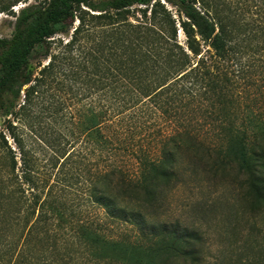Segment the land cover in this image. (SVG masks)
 I'll use <instances>...</instances> for the list:
<instances>
[{
  "label": "trees",
  "instance_id": "16d2710c",
  "mask_svg": "<svg viewBox=\"0 0 264 264\" xmlns=\"http://www.w3.org/2000/svg\"><path fill=\"white\" fill-rule=\"evenodd\" d=\"M1 15L0 264H264V92L263 112L244 98L264 79V0H0ZM86 172L104 221L69 193ZM202 176L237 181L248 219L215 260L196 224L162 218Z\"/></svg>",
  "mask_w": 264,
  "mask_h": 264
},
{
  "label": "rangeland",
  "instance_id": "374dc122",
  "mask_svg": "<svg viewBox=\"0 0 264 264\" xmlns=\"http://www.w3.org/2000/svg\"><path fill=\"white\" fill-rule=\"evenodd\" d=\"M167 5V4H166ZM168 7H170L168 5ZM17 10V9H16ZM15 12L17 13V11ZM14 19L9 16L1 15L0 16V38H9L13 32ZM61 38L63 40H67L68 37L66 35H62ZM180 40H183L182 35H180ZM38 61H33V66L37 65ZM46 61H42V65L46 64ZM258 87H260L261 91H259L258 87H251L250 90H247L244 93V98H249L251 101V105L255 104V111H261L262 107V94L264 92V79L262 82L257 83ZM263 90V91H262ZM51 91H49V94ZM264 94V93H263ZM67 96H63L66 98ZM253 100V101H252ZM67 101L66 104H68ZM69 110L67 108L65 111ZM53 119H47L46 122L49 123V126L54 128L55 131L62 132L66 134L65 123L53 125ZM23 131V136L26 131ZM7 137H9L7 135ZM9 144L13 146L12 140L9 139ZM38 153L41 155V167L48 164V159L51 156V152L49 149H46L43 145L39 144ZM79 146V145H78ZM77 146V147H78ZM45 150L46 152H41V150ZM84 152V151H83ZM119 164L123 166L127 170H132L133 168V160L129 154H122L119 159ZM92 163H87L89 169H93L90 167ZM87 168V170H88ZM45 170V169H44ZM56 171V170H55ZM89 174L85 173L84 178L79 180V184L70 189L71 197H76L79 199V203L81 205L80 210L84 212L85 218L90 219H101L104 221L102 210L97 209L95 205L86 201V197L83 193L77 189L78 186H81L82 181H85V186L88 184ZM202 182L200 185L191 184V185H181L177 187L173 192L170 193L167 200V205L163 211L162 218L164 217L169 222L181 221L186 224H196L202 232L204 233L207 243L210 245V259L215 260L217 255V249L222 246H227L228 244H232L235 240V237L232 235V231H229L231 226L237 224L239 226L245 225L247 223V215L242 214L241 209H239L240 205V190L238 188L237 181H215L214 179H208V177L202 176ZM77 190V191H76ZM66 193V192H65ZM233 206L231 209H229ZM237 210L239 219H232L231 211ZM109 236H117L118 234L121 236H125L128 232H130L129 228H125L123 226L117 224H109V229L106 231ZM227 233V235L225 234Z\"/></svg>",
  "mask_w": 264,
  "mask_h": 264
}]
</instances>
